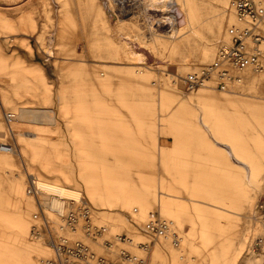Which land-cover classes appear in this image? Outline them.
Instances as JSON below:
<instances>
[{
    "label": "rangeland",
    "instance_id": "rangeland-1",
    "mask_svg": "<svg viewBox=\"0 0 264 264\" xmlns=\"http://www.w3.org/2000/svg\"><path fill=\"white\" fill-rule=\"evenodd\" d=\"M169 1L189 12L188 26H174L162 17L166 5L149 0H0V142L14 150H0V264H37L50 254V236L30 234L40 218L28 174L82 192L96 224L111 232L74 233L97 254L120 259L125 248L146 264H264V222L254 215L264 202V71L233 90L212 80L188 90L182 78L217 58L236 17L231 0ZM127 36L143 64L129 56L120 39ZM202 88L233 104L216 109L197 97ZM125 184L183 198L171 213L157 202L146 210L132 191H107ZM154 214L173 221L181 249L146 232Z\"/></svg>",
    "mask_w": 264,
    "mask_h": 264
},
{
    "label": "built area",
    "instance_id": "built-area-1",
    "mask_svg": "<svg viewBox=\"0 0 264 264\" xmlns=\"http://www.w3.org/2000/svg\"><path fill=\"white\" fill-rule=\"evenodd\" d=\"M231 9L237 21L230 27V40L219 44L217 58L212 63L182 78L188 90H194L211 80L221 90H233L243 85L252 73L264 71V0H231ZM12 116L9 114V119ZM1 146L13 150V145L8 142H2ZM28 193L35 198L40 218V223L33 226V234L38 236L45 231L51 238L53 255L41 264H146L145 258L133 255L125 248L119 252L120 259H113L97 254L88 243L75 238L74 233L79 230L93 239L106 230L103 225L93 222L92 208L83 197L62 198V208H53L42 196L57 195L37 186L32 176ZM255 211L264 222L263 201L257 203ZM145 230L152 237L171 239L174 245L180 243L173 221L159 215L154 214L150 218ZM118 239L125 241L129 237L121 234ZM140 244L145 245L144 248L149 247L148 243ZM104 245L112 246V242L106 240Z\"/></svg>",
    "mask_w": 264,
    "mask_h": 264
},
{
    "label": "bare ground",
    "instance_id": "bare-ground-1",
    "mask_svg": "<svg viewBox=\"0 0 264 264\" xmlns=\"http://www.w3.org/2000/svg\"><path fill=\"white\" fill-rule=\"evenodd\" d=\"M155 1L157 2V4L162 3L161 5L164 6V7L166 5L167 11H168V15H165V17L164 16H162V17L166 18L167 16L171 15V17H172L171 19H169V18H166V19H168L169 22H171L173 25L176 24L174 26H178V25L179 26H183V25H185L187 23V18L189 17V12L187 10H185L182 6L178 9V6H176L175 4H170L169 0H154V1L153 0H149V5H151V6L154 5ZM231 11L233 12L232 9H231ZM233 14H234V12H233ZM236 21H237V19H236ZM152 24H153V22H152ZM188 24H189V22L186 24V26H188ZM176 33H177V30H175V32L171 35L172 39L175 37ZM120 39L121 40L123 39L125 42L129 43V44L127 43L128 51H129V56L132 59H135L140 64L141 63L143 64V62L146 61L145 53L139 52L138 50H141V49L136 50L133 47V46H135V44L137 45V43L135 42L136 39L134 40L130 36L121 37ZM48 40H49V46L46 48V51L49 54L53 55L54 49H53V46L51 44L54 42V39H53V37H49ZM139 46H140L139 48L149 47L148 45L142 44V43ZM204 85H206V82L203 85H201V86H204ZM1 143L2 142H0V150L3 149L5 151H7L8 153H13L14 152V150H11V149L7 150L6 148L2 147ZM27 176H32V178L35 179L36 185L39 186L40 188L44 189L46 192H49V193L54 194V195H57V196H54V197H48L46 195L42 196V199H44V201L46 203L50 204L53 208H57V209H61L62 208V206H63V199L62 198L79 199V198L83 197L82 196L83 195L82 192L80 190H78L77 188H71L69 186H66V185H63V184H59V183H56V182H52L50 180H44V179H41V178H39V177H37V176H35L33 174H28ZM26 192H27V195L30 197V195L28 194V189H26ZM254 215H255V217L257 219H259V220L261 219L258 216V214L256 213L255 210H254ZM92 218H93V222L97 223L96 218H95V213H93V212H92ZM100 225H103L105 227L107 233H111L110 229H109V227L107 225H105V224H100ZM32 230H33V228H31V233H30L32 238H34V239H42L41 237L38 238V236H35L34 234H32L33 233ZM106 232H105V234H106ZM75 234H77V236H81L82 235L80 231H77ZM112 234L115 237H117V238H119V235H121V233H117V234L112 233ZM122 242H124V241H122ZM128 242L134 247L135 246L139 247V244L142 241H140V239L137 238V236L133 235V236H129V241ZM183 244H184V236L180 234V245H179V247H174V246H172L170 244H167V245L172 247V248H174V249H181L183 247ZM156 245L157 244L154 245V247L152 249V252L154 251ZM48 247L50 249V254L48 256L51 257L53 255V249H52L51 244H49ZM48 256H44V257L40 258L37 264H39V262L41 264L44 259L48 258ZM192 259L195 260L196 257L193 256Z\"/></svg>",
    "mask_w": 264,
    "mask_h": 264
},
{
    "label": "crops",
    "instance_id": "crops-1",
    "mask_svg": "<svg viewBox=\"0 0 264 264\" xmlns=\"http://www.w3.org/2000/svg\"><path fill=\"white\" fill-rule=\"evenodd\" d=\"M59 29H60V26H59ZM128 72L130 73V71H128ZM143 77H147V78L149 77L150 78L151 75L149 73H144ZM197 95H198L197 97L199 99H203V100L206 99V100L210 101V103H212L216 109L219 107L221 108V107H225V106H231L233 104V100L228 95H226V94L217 95L214 93H210L209 91H207V89H203V88L200 89L198 91ZM81 99H82L81 95H76V100H81ZM226 150L230 153L233 152V150L228 148V147L226 148ZM141 175H143V174L139 173V179L137 181L142 183V181H144V179ZM129 180L135 181L136 179L133 176H130ZM127 184L121 185L118 187L107 188V191H109L110 195L120 196V197L128 196L130 194H128L127 192L132 191L133 192L132 195L140 199V201L136 205L137 207L149 210V208L157 202L166 213H171L170 206H172V204H174L173 200H179V199L183 198L180 195L172 193L170 191H168V192L164 191L165 188H162L157 192H153V191L144 192L145 190L143 191L142 189H135V190L130 189V187H128L129 184L128 185ZM93 192H94V188L88 187V193L90 194V196L92 198H94ZM32 210L33 211H29V213H28L29 216H32L35 213L34 209H32ZM47 249H48V254H49L50 251H49L48 246H47ZM242 249H243V247L241 245L239 247L238 251L235 250L233 252L232 257L234 260L238 259L241 256ZM44 251L46 252L45 248H44ZM13 253L17 254L18 252H16V251L10 252V254H12V255H13ZM20 253H21L20 254L21 256H19V258H21V261L25 260V256H26V254L28 255V253L26 251H21ZM13 257L18 259V257L16 255H13ZM215 257H216V255L213 254V258H215Z\"/></svg>",
    "mask_w": 264,
    "mask_h": 264
}]
</instances>
